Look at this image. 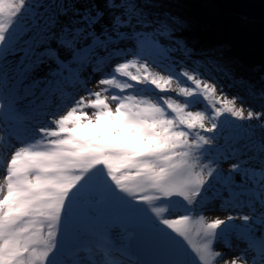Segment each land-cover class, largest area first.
I'll return each instance as SVG.
<instances>
[{
	"label": "snow or ice",
	"instance_id": "1",
	"mask_svg": "<svg viewBox=\"0 0 264 264\" xmlns=\"http://www.w3.org/2000/svg\"><path fill=\"white\" fill-rule=\"evenodd\" d=\"M81 3L0 0V264H264V104L223 88L264 89L193 60L158 0Z\"/></svg>",
	"mask_w": 264,
	"mask_h": 264
},
{
	"label": "trees",
	"instance_id": "2",
	"mask_svg": "<svg viewBox=\"0 0 264 264\" xmlns=\"http://www.w3.org/2000/svg\"><path fill=\"white\" fill-rule=\"evenodd\" d=\"M90 2L103 6V0ZM158 3L162 7L154 11L167 12L180 21L174 35L193 50V60L214 59L224 66L225 71L250 81L255 86L254 91L264 89V80H261L264 77V22H248L226 15L210 0H158ZM77 6L82 7L83 0ZM222 75L217 74L218 77ZM230 83L225 78L217 86L220 88L221 84ZM223 91L231 96L244 97L246 108L251 105L256 111L262 110L264 101L249 96L245 86L224 87ZM219 203L216 201L208 208Z\"/></svg>",
	"mask_w": 264,
	"mask_h": 264
},
{
	"label": "rangeland",
	"instance_id": "3",
	"mask_svg": "<svg viewBox=\"0 0 264 264\" xmlns=\"http://www.w3.org/2000/svg\"><path fill=\"white\" fill-rule=\"evenodd\" d=\"M52 67L54 68L55 65L53 64ZM48 71H49L48 66L47 65H42L41 66V70L37 71L33 75H34L35 78L44 77L48 73ZM98 78H99V76L97 75L96 77L93 78V81L89 84V87H91L93 90H97V89H95V80L98 79ZM29 83H30V80H26L24 82V85H27ZM24 85L21 86V95L23 94ZM68 91L71 92L74 96L82 94L81 92L77 91L76 89H72V88H69ZM37 92H38V90H37ZM229 96L231 97V95H229ZM31 99H32V97H27L25 99H22L21 101H19V106L22 107L23 105L27 104L28 101L31 100ZM67 102L70 103L71 102V98H69V100ZM251 123H257V122L253 121ZM228 167H229L228 163H225L223 165V169H224L225 172L228 171ZM2 174H3L2 170H0V175H2ZM236 179H237V181H239V179H240L239 176H237ZM203 211H204V215L208 219H213V218H215L217 216H219L220 218H224L228 214V213H226L224 211L219 210L218 206H215L214 208H208L207 207ZM236 223H241V221H236ZM232 244L234 246L232 251L224 248L219 243L216 245V248L218 250H220V251H223L226 254V257L228 259H231L235 255L239 254L243 250V248L245 247L243 242L237 241L234 237L232 238ZM123 259L127 262V264H138V261H140V259L138 258V256L136 255V253L133 250H131L129 255L124 257Z\"/></svg>",
	"mask_w": 264,
	"mask_h": 264
},
{
	"label": "water",
	"instance_id": "4",
	"mask_svg": "<svg viewBox=\"0 0 264 264\" xmlns=\"http://www.w3.org/2000/svg\"><path fill=\"white\" fill-rule=\"evenodd\" d=\"M218 9L226 15L240 17L248 22H264V0H210ZM140 260L151 257L132 249Z\"/></svg>",
	"mask_w": 264,
	"mask_h": 264
}]
</instances>
